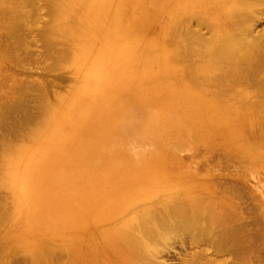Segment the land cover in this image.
Returning a JSON list of instances; mask_svg holds the SVG:
<instances>
[{
	"label": "bare ground",
	"instance_id": "obj_1",
	"mask_svg": "<svg viewBox=\"0 0 264 264\" xmlns=\"http://www.w3.org/2000/svg\"><path fill=\"white\" fill-rule=\"evenodd\" d=\"M29 6L49 73L36 121L32 81L0 101V264H264L228 179L264 169V0H0L4 79Z\"/></svg>",
	"mask_w": 264,
	"mask_h": 264
},
{
	"label": "rangeland",
	"instance_id": "obj_2",
	"mask_svg": "<svg viewBox=\"0 0 264 264\" xmlns=\"http://www.w3.org/2000/svg\"><path fill=\"white\" fill-rule=\"evenodd\" d=\"M30 7V8H29ZM28 8H27V11H28V13L30 14V23H29V25H30V32H28V30L29 29H25V33H27V34H25L24 33V35H23V39H22V42H20V43H18V48L19 49H22L21 47L24 45V51H23V49L22 50H17L15 53H17L18 52V54H20V52H21V54L22 55H18L19 57L21 56V58H19L18 56H16L18 59H16V62H15V64L14 63H12L13 64V66H14V68L16 69L17 68V70L16 71H14V72H11V71H6L7 73H5V74H7L8 75V72L10 73L9 74V76L6 78V79H4L2 76L0 77V101L1 102H6L7 100H8V97H10L11 96V94L13 95H15V96H17V97H19V96H21L20 94H21V91H19V89H18V87H21L20 85L23 83V82H25V81H27V82H30V81H32V95H31V97H32V112H31V114H32V118H33V122L34 121H36L35 119V115H36V108L34 107V105L33 104H35V101H34V99H35V97L37 96V95H39L40 94V91H38V88H36V87H34V85H45V84H47V81L45 80L46 79V75L48 76V73L49 72H47V62L49 61L48 59H47V56H45L44 55V52H43V46H42V40H41V38H40V36H39V30H40V28H41V26L43 25V23L41 22V21H38V23L37 22H34L33 24V26H32V15H31V13H32V10H31V8L33 9V7L32 6H29ZM31 10V11H30ZM45 11V10H44ZM44 11H42L41 13V15H43V17L41 18V19H45V12ZM39 15H40V12H39V14H38V17H39ZM44 19L42 20L43 22H44ZM29 33V34H28ZM31 33V34H30ZM30 37V38H29ZM28 39V40H27ZM24 42V43H23ZM26 42V43H25ZM30 43V44H29ZM19 44L21 45V46H19ZM27 46H26V45ZM28 49H27V48ZM31 48V51L29 50L30 48ZM17 48V49H18ZM27 51V52H26ZM31 52V53H29V52ZM26 52V53H25ZM24 53V54H23ZM27 54H31V56L29 57V59H27V57H28V55ZM24 55H25V57H24ZM27 55V56H26ZM23 57V58H22ZM25 58H26V60H25ZM23 61V62H22ZM7 70V69H6ZM18 71V72H17ZM21 72V73H20ZM12 73V74H11ZM27 77V78H26ZM4 79V80H3ZM3 80V81H2ZM34 84V85H33ZM18 89V90H17ZM17 97H16V99H17ZM13 97L11 96V98L10 99H12ZM14 99V98H13ZM15 99V100H16ZM18 99H20V97L18 98ZM8 101H10V100H8ZM12 101V100H11ZM14 101V100H13ZM18 101V100H17ZM20 101V100H19ZM30 103H31V101H30ZM42 104V102L41 103H39V105H41ZM25 107H27V106H25ZM29 107V106H28ZM21 109V111L18 109V107H17V111H15V113H14V116L16 117H14L15 118V124L16 125H20V126H23L24 124L23 123H19V121L21 120V118L23 117L22 115L24 114V113H21V112H23L24 111V107L23 108H20ZM20 111V112H19ZM19 114V115H18ZM1 117V116H0ZM21 117V118H20ZM23 119V118H22ZM7 120V119H6ZM1 121H2V124H1ZM5 122V124H3ZM9 122H10V119H8L7 120V122L5 121V120H3V118H0V124H1V126H3V127H0V133H1V131H2V134H3V136L5 135V137H3V138H8V135L9 136H11V134H12V132H8L7 130V126L9 125ZM33 122H32V124H33ZM4 126H5V128L7 129H5L4 128ZM2 128H4L3 130L5 131H3L2 130ZM6 133V134H5ZM1 134H0V139H1ZM7 136V137H6ZM17 139V137L15 136V138H14V140H16ZM218 153V151H216L215 153H214V156H217L216 154ZM212 161H216V159L214 158V160H212ZM260 172V173H259ZM261 172H264V169L261 171V170H259V169H255V171L253 172V175L252 176H250L249 177V179H248V176H247V173L245 172V173H241V172H238L237 174H236V176L234 175V174H231L229 177H228V179L229 178H231V179H229V181H233V183L235 184V182L238 184L239 183V185H240V179L242 180V182H244L243 184V186H245V187H247L248 188V186H249V188L248 189H250L252 192H254L255 194L253 195L254 197L252 198V199H247L248 201H250V202H248L247 200H246V198L248 197V193H247V197L245 198V202L243 201L242 202V206H241V208H242V210H244L245 211V214L246 215H244L246 218H247V216H248V213L246 212V208L249 206V205H251L252 204V206L254 207L256 204H257V202L256 203H254L255 202V199H257L256 198V196L258 195V196H260L262 199H263V201H264V173L262 174ZM241 173V174H240ZM217 174H219V172H217ZM258 174V175H257ZM240 175H243L242 177H239ZM219 177V176H218ZM220 177H221V175H220ZM234 177L236 178L237 177V179L236 180H234ZM238 181V182H237ZM242 182H241V184H242ZM247 185V186H246ZM233 189H235L234 187H232ZM236 189H238L239 190V188H237V186H236ZM235 189V191H236V193L238 194V190H236ZM243 190H244V188H243ZM234 191V192H235ZM234 196L236 197L237 195L236 194H234ZM233 196V197H234ZM234 197V198H235ZM237 199V198H236ZM251 200H252V202L254 203V205H253V203L251 202ZM7 205L8 206H10V203H11V201H10V199L7 197ZM245 203V204H244ZM248 203H251V204H249L248 205ZM248 205V206H247ZM247 206V207H246ZM11 209V208H10ZM249 215H251V214H249ZM252 217L253 218H255V216L252 214ZM252 217H251V219H248L247 218V220L249 221H251V220H253L252 219ZM255 220V219H254ZM188 251H189V248H188ZM182 254V255H181ZM186 257L187 256H185V255H183V253H182V250L180 251V249L179 248H177V249H171V250H169V251H166L165 252V255H164V253L162 254V256L160 257L161 259V261L163 262L165 259V264H186ZM17 260L18 259V256L17 255H12V256H10V258H9V260H7L6 262H5V264H10V260ZM185 259V260H184ZM255 264H258V263H255Z\"/></svg>",
	"mask_w": 264,
	"mask_h": 264
}]
</instances>
